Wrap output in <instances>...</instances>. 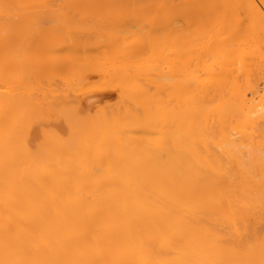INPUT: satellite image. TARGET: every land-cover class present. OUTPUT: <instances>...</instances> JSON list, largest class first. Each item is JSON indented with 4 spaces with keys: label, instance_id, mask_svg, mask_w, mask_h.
<instances>
[{
    "label": "bare ground",
    "instance_id": "bare-ground-1",
    "mask_svg": "<svg viewBox=\"0 0 264 264\" xmlns=\"http://www.w3.org/2000/svg\"><path fill=\"white\" fill-rule=\"evenodd\" d=\"M4 1L2 88L26 60L33 76L65 67L84 75L94 65L85 63L88 53L64 65L57 56L37 62L32 51L88 44L77 30L65 45L67 36L57 38L54 28L68 31L73 22L140 23L146 45H126L122 65L108 56L120 62L109 59L108 76L123 70L125 87L120 82V102L100 117L93 103L111 96L101 89L77 91L74 99L73 90L51 93L55 79L45 84L49 94L44 86L0 87V264H264V0H207L222 26L214 38L206 0H33L20 16ZM242 7L248 16L240 21ZM227 13L240 23L249 17L244 24L257 30L259 47L233 68L216 53L231 43L237 51L249 37L241 24L224 28ZM89 22L72 25L89 33ZM146 46L159 56L145 55L143 64ZM203 66L211 71L199 72Z\"/></svg>",
    "mask_w": 264,
    "mask_h": 264
},
{
    "label": "rangeland",
    "instance_id": "rangeland-1",
    "mask_svg": "<svg viewBox=\"0 0 264 264\" xmlns=\"http://www.w3.org/2000/svg\"><path fill=\"white\" fill-rule=\"evenodd\" d=\"M9 1V0H8ZM13 1V0H12ZM12 1H10V2H8L7 3V0H5L4 2H5V4L7 5V4H9L10 5V9H11V15H12V13H13V16H15V15H21L20 14V12L19 11H21V10H23L25 7H28L27 6V4H29V5H32L31 3H33L34 5L36 4L37 6H39V5H41L40 3H42V0H38L36 3H34V1H36V0H22V1H20L19 2V0H14L13 1V3H12ZM28 1V3H26ZM32 1V2H31ZM39 1H40V3H39ZM44 1V0H43ZM18 2V3H17ZM22 2H23V4H22ZM26 3V4H25ZM44 3V2H43ZM42 3V4H43ZM208 2H207V0H206V3L204 2V4L202 3L201 4V6H202V8L204 7V10H209L210 8L208 7V6H206V4H207ZM4 4V5H5ZM24 5H26V6H24ZM34 5H32V6H34ZM35 5V6H36ZM205 5V6H204ZM208 5V4H207ZM3 6V5H2ZM22 6H24L23 8H22ZM1 7V6H0ZM5 6H3V7H1L2 9L4 8ZM7 7H8V5H7ZM41 7V6H40ZM39 7V8H40ZM245 7V6H244ZM244 7H242V11H241V13H240V21H241V18L242 17H245L247 14H245L246 13V10L247 9H244ZM22 8V9H21ZM246 8V7H245ZM5 9H8V8H5ZM25 9H27V8H25ZM234 9H235V7H234ZM240 9H241V7H240ZM239 9V10H240ZM236 10V9H235ZM238 10V9H237ZM236 10V11H237ZM6 10H4V11H2L1 13H0V15L3 17L4 16V18L6 19V15L5 14H2L3 12H5ZM8 11V10H7ZM211 10H209L208 12H210ZM229 11H231V9L229 10ZM234 11V10H233ZM235 11V12H236ZM9 12H10V10H9ZM18 12H19V14H18ZM25 12H26V10H25ZM212 12V11H211ZM211 12L209 13V17L211 18V20L213 21V23H212V25H213V27H212V25L210 24L209 26H211L210 28L212 29H210V31L208 32V33H210L211 35L210 36H212L213 37V35H214V33L215 32H217V30H221V28H222V26H221V21H216V17L214 16V14L212 15L211 14ZM238 12V11H237ZM236 12V13H237ZM248 12V11H247ZM23 13H24V10H23ZM236 13H235V16H234V13H227L226 15H227V17H225L226 19H224L225 20V22L224 23H226V25L224 24L223 26H224V28L225 29H227V31L229 30L230 32L233 30V32H234V30H236L235 28H238L239 29V26H243V28H242V30H244L245 29V26H246V29L245 30H248L247 32H248V34L246 35V36H248L249 38H244L243 40H247V41H243V43L242 44H240L239 43V45L240 46H238L236 43H234V41H232L234 44H236L237 46H238V49L239 50H233L232 49V43H231V45H228L227 44V46H224L223 48L225 49H221L220 51H221V53H220V51H218V53H216V54H218V56L216 57V59H219V60H222V56H223V63H224V61L226 62V64L224 63V65L226 66L227 65V67L229 66V67H231V68H233L234 66H238V65H240V64H243L244 62H246V60H249L250 58H252V57H254L256 54L255 53H257L256 52V48H258L257 50H259V47H256L257 45H256V40H255V38H256V34L255 33H257V30L256 29H253V28H249L250 27V25H251V23H250V25H248L247 23H249V17L248 18H243L244 19V21L242 22V23H240V21H239V19H238V16L236 15ZM239 13V12H238ZM6 14L8 15V12H6ZM15 14V15H14ZM10 15V16H11ZM1 16H0V18H1ZM13 16H12V18L11 17H9V15H8V17L9 18H11V19H13ZM17 16H16V18H17ZM218 16V15H217ZM248 16V15H247ZM246 16V17H247ZM235 17H237V18H235ZM4 18H2L3 19V22L5 21L4 20ZM24 19H27V21H28V18H24ZM24 19H22V21L24 20ZM248 19V20H247ZM15 20V19H14ZM79 20V19H78ZM84 20V19H83ZM115 20V22L118 20V22H116V23H122L121 25L120 24H117V26L115 27H112V23L110 24V25H106L105 27H102L103 25L101 24V28L103 29H101L100 28V24L98 23V24H94L93 22V24L92 23H90L89 21V25L91 26V30H92V32H89L88 33V31H87V29H83V28H81L80 30V34H79V32H77V31H79L78 29H79V27H76L75 26V28L73 27V25L72 24H74L75 22H73V23H71V24H69V25H64L65 26V28H69V30L71 29V31L69 32V30L66 32L65 31V29H64V31L63 30H61V29H57V28H54V30H58V31H56L57 33H58V35H56V33L54 32L52 35L54 36V35H56L57 36V38L59 37V38H62V39H64V38H66V36H67V38L66 39H64V41L66 42H64V45L65 44H67L68 43V41L70 40V37L72 38V37H74V35H75V31H76V34L78 35V36H81V34L83 35V33H84V35L85 34H87V36H85V37H87V40H88V44L86 43V45L85 44H82V46H75V45H73L72 43L70 44V41H69V45H68V47L66 48V46L67 45H65V47H63L62 48V46L60 47V49L62 48V50H60V49H58V48H56L55 47V49H58L57 51L56 50H54L53 51V49L54 48H52V53H51V51H50V53H49V55H48V52H45L48 56H44V55H46V54H43L42 53V51L40 52L39 50H40V47L38 46V47H36V49H34V50H32L33 52L34 51H36V57H37V62H45V61H47L48 59V61H50V62H55V58H56V56L58 57L57 58V63L59 64H62L61 62H63V64L65 65V63L67 62V61H71V59L74 57V59L76 60L77 59V56L76 55H78L79 54V58L78 59H80L81 58V60L83 59V60H86V59H84V58H82L83 56L82 55H85V54H87L88 53V57L90 56V54H91V58H89L88 59V57H87V60L85 61V63L86 62H89L91 59L93 60H91L92 61V64L94 63V65H92L91 66V63H89L90 65H89V67H87L86 66V64H85V67H87L86 69H87V72H89V73H91V75L89 74L88 75V73L86 72V70H85V73H84V75H83V72H80V70L79 69H76V68H73V67H71V69H63L64 71H59V72H57V73H55L54 74V71L55 70H53V73L51 72V70L49 71V72H51V73H48L47 71V74H45V72L44 73H39V74H36V75H34L33 76V74H31V72H29L30 70L29 69H27V67L29 66L28 65V60H26V62H27V65H25V67H24V70H23V66L22 65H20L21 67L20 68H22L21 69V71H19V70H13V69H15L14 67H13V69H11V70H13V72H11V71H9V69H8V71H9V75H8V77H9V79H10V81H8V82H6L8 85L7 86H5V83H4V86L6 87V88H2V85L0 84V87H1V89H7L8 90V88L10 89V91H12V90H20V92H21V90H23L22 92H26L27 90L28 91H30V90H32V91H35V92H38V91H40L41 89L40 88H42V86H44L43 87V90L44 89H46L47 88V90L50 88V84H49V82H47L49 79H55L56 81H55V83L56 82H58V85H56L55 83L52 85L53 87L54 86H57V87H54L55 88V90H56V92L58 91V93H54V91H51V93H53L54 95H58L59 94V92L60 91H62L61 93H63V91L64 90H73L72 92H70V91H64L65 93L67 92H70V93H72L71 95L72 96H70L71 98L74 96V94H75V96L73 97L74 99L76 98V97H78L79 96V93L78 92H81L82 90L84 91V92H86V91H88V90H100L101 89V91H99V92H110L111 93V96L109 97H105L104 99H102V101H100V103H96V105H95V103H93V105H92V110H91V113H92V115H94V116H97V117H100L102 114L100 113V110L102 109V108H104V107H106V106H108V105H113V104H118L117 102H120L119 100L121 99L120 97H121V93H124V91L123 92H121L122 91V88H124L125 87V79H124V74H123V70H122V72L121 71H117V74H118V72H120V73H122V80L120 79L121 77H120V74H118V76L120 77V78H115L114 79V76L113 75H116L115 73L112 75L111 73H113V72H110V75H112L113 76V79H111V76L109 75L108 76V74H109V72H107V70H105L106 69V65H108V62H110V60L109 59H111V61H113L115 58L114 57H118L119 58V60L120 61H122L123 59H122V57L124 56L123 54H124V51L126 52V49H125V47H126V45H129L130 47H132V46H134L135 45V47H136V45L138 46V44H140V46L142 45V43H143V49H144V46L146 45L145 43H146V37H144V36H146L145 35V32L143 31V29L141 28V29H139L140 27H138V25H141L140 23L138 24V23H136V24H138V25H134L133 27H130V24L128 25V27H126V25H124L123 24V22H121L120 21V19H118L117 18V20L114 18L113 19V21ZM2 21V20H1ZM1 21H0V23H1ZM26 21V22H27ZM246 21H248L246 24H244ZM24 22V21H23ZM88 22L87 21H83L82 22V20H81V22L79 23V22H77V23H75L77 26L78 25H81V27H82V24H84V23H86V27L88 26L87 24H88ZM138 22H140V21H138ZM211 22V21H210ZM237 22H239V24H237ZM27 23H31V21H28ZM79 23V24H78ZM103 23H106V22H103ZM110 22H107L106 24H109ZM132 24H135L134 23V21L133 22H131ZM4 24V23H3ZM2 23H1V25H3ZM27 25L25 22L24 23H21L20 24V26L21 25ZM115 24V23H114ZM131 24V25H132ZM238 25V27H237V25ZM241 24V25H240ZM22 25V26H23ZM85 25V24H84ZM214 25H216V26H214ZM247 25L249 26L248 28L249 29H247ZM4 26H6L5 24H4ZM4 26H3V28H4ZM21 26V27H22ZM41 26H42V24H41ZM111 26V28H109ZM241 26V27H242ZM24 28H25V26H23ZM27 27H28V25H27ZM124 27H126V28H128L127 30V32L126 33H130V35H126V33H125V31L124 30H126V28H124ZM129 27H130V29H129ZM208 27V26H207ZM219 28V29H215V28ZM235 27V28H234ZM241 27H240V29H241ZM251 27H253V25H251ZM0 28H1V26H0ZM2 28V29H3ZM5 28H7V27H5ZM67 28V29H68ZM115 28V29H114ZM214 28V29H213ZM255 28V27H254ZM1 29V30H2ZM8 29V28H7ZM26 29V28H25ZM110 29V30H109ZM209 29V28H208ZM53 30V31H54ZM90 30V31H91ZM101 30V31H100ZM109 30V31H108ZM141 30V31H140ZM214 30V31H213ZM216 30V31H215ZM6 31V30H5ZM3 33L4 32V30L3 31H0V33ZM85 32H87V33H85ZM144 34H143V33ZM246 32V33H247ZM91 33V35H89ZM123 33H125V38H124V34ZM25 34H26V32H25ZM65 35V36H64ZM69 35V36H68ZM77 35H75V36H77ZM215 35H216V33H215ZM226 35V34H225ZM56 36H54V38L56 37ZM89 36V37H88ZM117 37V38H116ZM82 38V37H81ZM214 38V37H213ZM67 39H68V41H67ZM90 39V40H89ZM92 39V40H91ZM145 40V41H144ZM256 42H255V41ZM106 41V42H105ZM145 43H144V42ZM102 42H104V43H102ZM110 43V44H109ZM91 44V45H90ZM145 44V45H144ZM258 44V43H257ZM132 45V46H131ZM156 45V44H155ZM69 46H72V47H69ZM157 46V45H156ZM159 46H161V45H159ZM147 48H145V49H147L146 50V52H144L143 51V56L140 54V55H138L137 57H135L134 58V60L136 61V58H137V60L139 61V56H142V57H140V60L142 61V63L144 62H148V59H146V58H144V56L145 57H149L150 55H151V59H149V61L150 60H152V61H155V58L157 59V57L159 56L158 55V50H157V48H155L154 46V48L155 49H152V50H150L151 49V47H150V49H149V47L148 46H146ZM171 47V46H170ZM67 50H66V49ZM87 48H90L91 50L93 49V51H90V52H88L87 50ZM105 48V49H104ZM159 48V47H158ZM233 48H234V46H233ZM87 49V50H86ZM255 49V50H254ZM30 49H28V51H29ZM51 50V49H50ZM148 50H149V53H148ZM155 50H156V52H155ZM224 50V51H223ZM30 52L29 51V53H33V52ZM87 51V52H86ZM107 51V52H106ZM151 51H153L152 53H151ZM260 51H263L264 52V49L263 50H261L260 49ZM22 52H24L25 53V50H23ZM56 52V53H55ZM85 52V53H84ZM111 52V53H110ZM253 52H255V53H253ZM2 54H3V52H1ZM35 53V52H34ZM33 53V54H34ZM53 53L55 54V55H53ZM82 53V54H81ZM145 53H147V54H145ZM155 55H157V56H155L154 57V54ZM220 53V54H219ZM2 54H0V56H4V58H5V56H6V54H4V55H2ZM26 54V53H25ZM39 54V55H38ZM110 54V55H109ZM148 54H149V56H148ZM255 54V55H254ZM41 55H43V57L41 56ZM113 56V60H112V58H109V59H107L108 58V56L109 57H112ZM54 56V58L52 59L51 57H53ZM125 56H126V53H125ZM125 56H124V58H125ZM1 57V58H2ZM39 57V58H38ZM44 57H45V59H44ZM69 57H70V59H69ZM72 57V58H71ZM85 57V56H84ZM85 57V58H86ZM0 58V60H2ZM34 58H35V55H34ZM59 58H60V60H59ZM36 59V58H35ZM69 59V60H68ZM117 59V58H116ZM216 59L214 60V58H210L209 60L210 61H212V64H211V62H210V64L212 65V68L213 69H219V65H220V61L219 62H216ZM61 60H63V61H61ZM67 60V61H66ZM82 60V61H83ZM89 60V61H88ZM104 60H106V61H104ZM108 60V61H107ZM119 60L118 61H116V60H114L115 62H118V64L120 63L119 62ZM66 61V62H65ZM76 61H78V60H76ZM90 61V62H91ZM113 61V62H114ZM137 61V64H139V66H140V64H141V66H142V63H139ZM222 61H221V63H222ZM10 62V61H9ZM9 62L7 61V63L9 64ZM25 62V63H26ZM50 62H48V63H50ZM65 62V63H64ZM72 62H74L73 60H72ZM72 62H71V64H72ZM79 62H81V61H79ZM105 62H107V63H105ZM123 62H124V60L122 61V63H120L121 65L123 64ZM56 63V62H55ZM105 63V64H104ZM110 63H112V62H110ZM143 63V64H144ZM218 63V64H217ZM21 64H23L24 65V63H21ZM57 64V65H58ZM67 64V63H66ZM207 64H209V63H207ZM6 65V64H5ZM52 65H54V64H52ZM56 65V64H55ZM1 66V65H0ZM4 66V65H3ZM12 66L13 65H11L10 67L12 68ZM66 66H68V65H66ZM96 67V71H92V69H95L94 67ZM99 66H100V68H99ZM8 67V66H7ZM91 67V68H90ZM97 67H98V69H97ZM121 67H123V66H121ZM28 68H30V67H28ZM70 68V67H69ZM88 68H89V70H88ZM108 68V67H107ZM28 71H27V70ZM76 69V70H75ZM124 69V68H123ZM165 69V68H164ZM24 72H23V71ZM83 70H84V68H83ZM118 70V69H117ZM120 70V69H119ZM166 70H167V68H166ZM201 70V69H200ZM199 70V72H201V73H205V72H208L210 69H209V67H206V66H203L202 67V70L200 71ZM5 71H7V70H5ZM7 71V72H8ZM105 71L107 72V73H105ZM211 71V70H210ZM21 72V73H20ZM26 72H28V74L26 73ZM78 72V73H77ZM19 73V74H18ZM25 73V74H24ZM31 75H30V74ZM82 73V74H81ZM87 73V74H86ZM92 73H93V75H92ZM20 74H24V75H22L23 76V78H21L22 79V81L20 80V81H18V76H15V75H19V78H20ZM80 74V75H79ZM5 75V74H4ZM25 75H26V79L24 78L25 77ZM29 75V76H28ZM84 76V78H82L83 76ZM6 76H7V73H6ZM79 76H81V77H79ZM89 76V77H88ZM117 76V75H116ZM55 77V78H54ZM12 78V79H11ZM17 78V79H16ZM28 78V79H27ZM81 78L83 79V80H81ZM7 79V78H6ZM8 79V80H9ZM15 81H17L18 83H16ZM50 81V80H49ZM10 82L12 83V87H11V84H10ZM13 82H15V83H13ZM20 82V83H19ZM24 82H26V83H24ZM53 82H54V80H53ZM52 82V83H53ZM120 82H122L121 84H123L124 86H122V85H120ZM2 83V82H1ZM46 83H48L49 85L47 86V85H45ZM14 84V85H13ZM16 84H18V85H16ZM71 85V86H70ZM262 85H263V87H264V84H263V82L262 81H260V88H261V90H260V95L261 94H264L263 92H264V90L262 89L263 87H262ZM3 86V87H4ZM37 86H40V87H36ZM120 86H122V88H120ZM21 87V88H20ZM32 87H33V89H32ZM52 87V88H53ZM72 89H71V88ZM13 88H16V89H13ZM27 88H29V89H27ZM35 88V89H34ZM38 88L40 89V90H38ZM58 88V89H57ZM64 88V89H63ZM12 89V90H11ZM75 89H76V91H75ZM46 90V91H47ZM104 90H106V91H104ZM121 90V91H120ZM124 90V89H123ZM45 91V90H44ZM78 91V92H77ZM19 92V91H18ZM48 93L47 94H49V90L47 91ZM121 92V93H120ZM40 93H42V92H39V94ZM77 93H78V96H77ZM80 94H82V93H80ZM121 94V95H120ZM60 95V94H59ZM123 96V95H122ZM247 96H251V93H247ZM112 103V104H111ZM67 105H70V104H72V103H66ZM73 104H74V102H73ZM93 106H94V108H93ZM94 113V114H93ZM56 139H58V138H56ZM59 140V139H58ZM262 227H263V223H262Z\"/></svg>",
    "mask_w": 264,
    "mask_h": 264
}]
</instances>
